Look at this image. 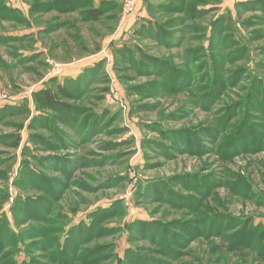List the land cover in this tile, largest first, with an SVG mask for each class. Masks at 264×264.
<instances>
[{"label":"rangeland","instance_id":"rangeland-1","mask_svg":"<svg viewBox=\"0 0 264 264\" xmlns=\"http://www.w3.org/2000/svg\"><path fill=\"white\" fill-rule=\"evenodd\" d=\"M55 1L0 0L17 264H264V0H148L125 21L124 0H90L108 5L87 22ZM44 91L84 111L66 122ZM45 229L79 248L41 249Z\"/></svg>","mask_w":264,"mask_h":264},{"label":"trees","instance_id":"trees-1","mask_svg":"<svg viewBox=\"0 0 264 264\" xmlns=\"http://www.w3.org/2000/svg\"><path fill=\"white\" fill-rule=\"evenodd\" d=\"M55 2H56L55 8H53V9L55 11H59L62 13H72V12H77L78 10H81V8L84 9L85 11H83V13H85V17L83 20L85 22H87V20L88 21L99 20L100 17L103 15L104 10L107 9L106 5H108L107 2L101 1L102 3H100L99 6H93V5H90V3H89L90 0H56ZM143 5L144 6L146 5L148 10H150L149 1L143 0V2L139 5V7L136 11H138L141 7H143ZM41 8H43V6L34 5L32 7V11L33 12H41ZM192 10L194 12H197V8H195V7H192ZM203 12L204 11H201L200 13H203ZM159 32H164V31H163V29H161ZM166 34L167 35H165V36L170 35V33H168V32H166ZM160 35H162V33ZM126 47L127 46L125 45L121 49H117V51L118 52L123 51V52L128 53L129 49L127 50ZM97 48L99 49V47H97ZM59 84H60V87H59L58 91H59L60 95L62 94V96L64 98H74L73 95L75 93H73L72 91H69L68 85L61 86V83H59ZM78 91L81 92L82 89H79ZM55 95L56 94L53 93L52 91H44L41 99L44 101V103H46V104H44L45 106L47 105L51 109H58L59 111H61L62 114L64 115L66 122H71L72 119L75 118L76 114L78 117V115L81 114L82 111H84L83 108H79V107H76L74 105L72 106L69 103H66L64 101L59 100ZM42 105H43V102H42ZM39 107H40V105H39ZM7 108H9V107L8 106L0 107V113L3 110H7ZM41 109H43V108L41 107ZM61 119L63 120V118H61ZM46 120H47V118H46ZM46 120L43 121L44 126H47L49 124V121H46ZM54 122H55V120H54ZM73 126L75 127L76 124L75 125L73 124ZM17 145H18V141L16 142V146ZM64 163L66 164V162H64ZM61 164H62V162H61ZM142 224L147 225V224H151V223L142 222ZM81 228L82 227H80L79 230H82ZM57 231L58 230H56V232ZM56 232H55V234H56ZM22 233H25V232L23 231ZM49 234H50V231H48L46 229L40 231L38 238L39 237L44 238V240L40 239V240H42V242L40 241V243H39L40 245H37V246L41 247V249L55 250L56 253H57V250H59V253H57L56 256L62 257L66 254V252L73 250V248H76V249L79 248L76 245V243L74 241H72L73 239L72 240L64 239L63 245L61 244L62 246L61 245H51L48 241ZM57 235L58 236H56V238H55L56 244H57V242L59 243L61 240L59 231H58ZM13 236H17V233H15L14 231H12L10 229V227L8 225V221L6 220V217H0V264H17L16 259L14 258V254L16 251L12 252V249H14L15 247L7 250V248L12 246V244L10 243L9 237H13ZM70 237L71 236L69 235L68 238H70ZM34 238H36V236ZM73 238H75V235ZM262 240H264V235H262ZM43 241H44V243H43ZM260 246L262 247V250H264V242ZM76 249H74V250H76ZM4 256H6V258H9L8 262L3 260ZM57 264H66V263H65V260H62L61 262L57 261Z\"/></svg>","mask_w":264,"mask_h":264},{"label":"built area","instance_id":"built-area-1","mask_svg":"<svg viewBox=\"0 0 264 264\" xmlns=\"http://www.w3.org/2000/svg\"><path fill=\"white\" fill-rule=\"evenodd\" d=\"M142 2L143 0H124L121 15L122 21H125L128 16L134 14Z\"/></svg>","mask_w":264,"mask_h":264}]
</instances>
